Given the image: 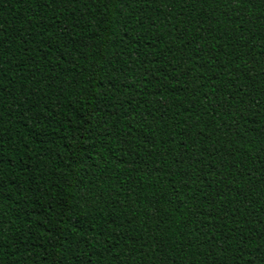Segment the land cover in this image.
Returning <instances> with one entry per match:
<instances>
[{
    "label": "trees",
    "instance_id": "obj_1",
    "mask_svg": "<svg viewBox=\"0 0 264 264\" xmlns=\"http://www.w3.org/2000/svg\"><path fill=\"white\" fill-rule=\"evenodd\" d=\"M0 264H264V0H0Z\"/></svg>",
    "mask_w": 264,
    "mask_h": 264
}]
</instances>
